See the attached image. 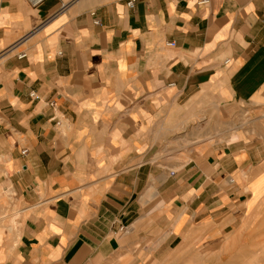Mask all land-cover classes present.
Here are the masks:
<instances>
[{"label": "crops", "instance_id": "crops-1", "mask_svg": "<svg viewBox=\"0 0 264 264\" xmlns=\"http://www.w3.org/2000/svg\"><path fill=\"white\" fill-rule=\"evenodd\" d=\"M0 264H264V0H0Z\"/></svg>", "mask_w": 264, "mask_h": 264}, {"label": "built area", "instance_id": "built-area-1", "mask_svg": "<svg viewBox=\"0 0 264 264\" xmlns=\"http://www.w3.org/2000/svg\"><path fill=\"white\" fill-rule=\"evenodd\" d=\"M45 1L47 0H27V2L29 3V5L33 8H38L39 6H41L43 3H45ZM207 1H204V3H206ZM129 7L133 8L134 7V1L129 3ZM171 47H174L175 44L174 43H169L168 44ZM25 57V55H22L20 58ZM32 97H35L36 99H38V97H36L34 94L31 95ZM26 154V151L23 153ZM126 230V228L124 226H121L119 231L120 232H124Z\"/></svg>", "mask_w": 264, "mask_h": 264}, {"label": "rangeland", "instance_id": "rangeland-1", "mask_svg": "<svg viewBox=\"0 0 264 264\" xmlns=\"http://www.w3.org/2000/svg\"><path fill=\"white\" fill-rule=\"evenodd\" d=\"M225 116H226V118H225V124H224V126L226 127V129H231L232 128V124H231L232 115H231V113H229L228 111H226L225 112Z\"/></svg>", "mask_w": 264, "mask_h": 264}]
</instances>
